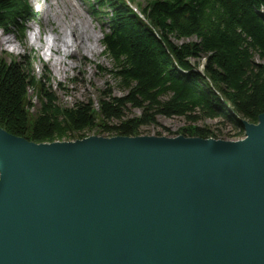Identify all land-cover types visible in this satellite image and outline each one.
<instances>
[{"label": "water", "instance_id": "95a60500", "mask_svg": "<svg viewBox=\"0 0 264 264\" xmlns=\"http://www.w3.org/2000/svg\"><path fill=\"white\" fill-rule=\"evenodd\" d=\"M242 141L0 128V264H264V113Z\"/></svg>", "mask_w": 264, "mask_h": 264}, {"label": "trees", "instance_id": "16d2710c", "mask_svg": "<svg viewBox=\"0 0 264 264\" xmlns=\"http://www.w3.org/2000/svg\"><path fill=\"white\" fill-rule=\"evenodd\" d=\"M103 2L109 33L102 44L111 61L104 74L122 94L106 86L96 92V108L91 99L65 107L49 71L35 76L37 56L0 58V128L51 144L82 139L93 129L108 137H136L142 127L157 125L158 117L183 118L194 126L217 120L236 137L244 133L242 120L257 123L264 113V0H157L146 3V21L122 1ZM24 7L23 0H0V31H21ZM27 90L35 92L37 107ZM183 133L221 136L200 127Z\"/></svg>", "mask_w": 264, "mask_h": 264}, {"label": "rangeland", "instance_id": "374dc122", "mask_svg": "<svg viewBox=\"0 0 264 264\" xmlns=\"http://www.w3.org/2000/svg\"><path fill=\"white\" fill-rule=\"evenodd\" d=\"M136 1L138 2V4L143 6L147 0ZM30 2L34 6L36 12V21L40 23V26L36 21L28 23L27 32L25 34L26 44L24 46H20L14 36L5 35L0 32V42H3V46H0V53L4 57V59L7 62H18L20 61V58L22 56H29L30 51H34L37 58L39 57V61L35 63L36 67H34L35 76L40 77L45 67L50 70L49 77L53 85L52 90L57 96L59 103L65 107H69L76 102H86L88 99L93 100L94 104L96 105V98L98 97L96 92L99 93V91L106 88V86L112 88L115 96H120L122 93L113 87V80L107 74H104V72L106 71L101 70L102 68L99 67L102 66L106 69H109L111 67V61L109 59L103 58V49L101 45H99V47L97 48L98 52L93 53L92 55L83 54L79 60H73V56L68 57L67 59H65V64L62 63V65L58 68H54L55 66H53V63L59 60V56L51 53L50 50L43 48L42 43H39L37 41L34 42L33 45L29 43L28 36L31 33H40L43 39L42 42L51 41V31L53 29V26L58 27L61 23V18L54 17L53 12L57 11L59 14L58 7L61 5L63 9H67L70 12L67 13L66 16L63 15L64 21L74 14L76 20L80 23L82 28L91 31L92 34L99 37L100 43V40L102 38L103 25L98 18H95L91 15L88 0H46V2L44 0H42L41 2H37V0H30ZM36 2L38 4H36ZM71 5H74V10L71 9ZM49 6L50 10H48ZM7 39L9 40L8 43L6 42ZM173 41L176 40L173 39ZM69 51L72 52V48ZM59 84L63 90L57 88V85ZM54 88L56 90H54ZM29 94L30 96H33L32 105L37 107L38 100L34 97L35 92L33 93L32 91H30ZM31 112L34 113L35 108ZM129 113L132 115H139V112L137 110L129 109ZM219 122L220 121L217 120H205L194 126L188 125L183 118L158 117L157 125L142 127L138 136L175 138L178 136H182L184 134L183 131L185 130L200 127L208 128L215 134L221 135L215 139H208L219 141L221 139L232 138L233 142L244 140L245 133H243V135L239 137H236V132L232 130L229 125H221V123ZM92 136L111 138L106 135H101L98 129H93L85 133V137L79 140L87 139Z\"/></svg>", "mask_w": 264, "mask_h": 264}, {"label": "bare ground", "instance_id": "6f19581e", "mask_svg": "<svg viewBox=\"0 0 264 264\" xmlns=\"http://www.w3.org/2000/svg\"><path fill=\"white\" fill-rule=\"evenodd\" d=\"M58 9L59 14L57 11H55L53 12V15L54 17L61 18V23L58 27L53 26V29L51 31V41L42 42L43 39L40 33H35L33 35L31 34L29 36V43L31 45H33L34 42L37 41L43 44V48L48 49L51 53L59 56V60L53 63V66H55L54 68H58L62 65V63L65 64V59H67L68 57L73 56V60H79L83 54L92 55L93 53L98 52L97 48L99 47V37L92 34L91 31L83 29L80 23L76 20L74 14L71 15L69 18L65 19L64 21V16H66V14L70 12L67 9H63L62 5L59 6ZM71 9H75L74 5H71ZM48 10H50V6ZM193 39L194 41H196L195 38ZM6 42L8 43L9 40L7 39ZM0 46H3V42H0ZM71 48L73 50L72 52L69 51ZM201 68L202 66H200L199 70H201ZM93 108H96L95 104ZM221 140L232 142L233 139L228 138Z\"/></svg>", "mask_w": 264, "mask_h": 264}]
</instances>
